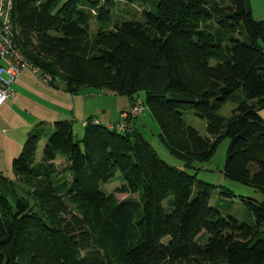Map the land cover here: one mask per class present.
Returning <instances> with one entry per match:
<instances>
[{
  "label": "trees",
  "instance_id": "1",
  "mask_svg": "<svg viewBox=\"0 0 264 264\" xmlns=\"http://www.w3.org/2000/svg\"><path fill=\"white\" fill-rule=\"evenodd\" d=\"M121 2L142 6L140 17H117ZM12 22L17 48L48 84L104 89L130 106L140 97L183 167L159 157L139 117L124 132L88 118L81 137L58 120L39 157L35 131L13 178L0 174V264H264V21L249 0H14ZM238 89L243 98L219 115ZM187 110L207 136L185 124ZM223 138L224 176L262 194L240 198L248 223L223 215L218 186L197 177L195 164ZM117 172L115 192L137 198L101 189Z\"/></svg>",
  "mask_w": 264,
  "mask_h": 264
},
{
  "label": "crops",
  "instance_id": "2",
  "mask_svg": "<svg viewBox=\"0 0 264 264\" xmlns=\"http://www.w3.org/2000/svg\"><path fill=\"white\" fill-rule=\"evenodd\" d=\"M249 1L253 17L264 21V0ZM9 91V96L0 106V174L9 178H13V158L35 131L41 134L37 149L39 144L43 148L46 137L58 120L71 122L74 134L79 137L88 118L113 124L130 106L126 97L104 89L82 87L71 94L61 86L48 84L29 69L21 71L9 85ZM110 101L114 106H109ZM259 114L264 118V110H260ZM137 122L134 123L136 128Z\"/></svg>",
  "mask_w": 264,
  "mask_h": 264
},
{
  "label": "rangeland",
  "instance_id": "3",
  "mask_svg": "<svg viewBox=\"0 0 264 264\" xmlns=\"http://www.w3.org/2000/svg\"><path fill=\"white\" fill-rule=\"evenodd\" d=\"M128 9H130V11H132L131 9H134L136 12L135 16L136 18H138L142 10V6H139L137 4L127 6L121 2L119 5H117L115 15H117V17L119 18H130L127 20H132V16L134 14L130 15L129 13H127ZM89 30L91 36H93V34L97 30L95 21L90 22ZM214 63L215 60L210 59V64ZM140 96H143V92ZM234 98L235 99L232 98L224 102L219 108L215 109V111L221 116H229L232 110L237 106V102L243 98L241 89L236 90ZM108 104L109 106H114V103L112 101L108 102ZM182 117L185 124L193 127L202 136L207 135L205 129V121L196 116L192 110L184 111L182 113ZM137 127L140 129L146 139L152 144L153 148L156 150L157 154L162 160H164L169 165L176 166L178 168L183 167L182 161L171 155L167 148L158 140L157 133L159 129L157 123L153 120L146 108L143 110L139 117ZM79 137H81V134L79 135ZM228 144L229 139L223 138L222 141L218 144L213 156L209 161L197 162L195 164L196 168H198L197 177L205 182L218 186L216 188L214 196L216 199V206L221 210L223 215H232L235 218L239 219V221L248 223L251 220L250 212L247 210L245 204L240 201V198L244 197L260 200L262 199V194L258 190L250 186L244 185L238 181L231 180L230 178L224 176L222 169L225 164ZM41 148L42 146L39 144L37 154L41 153ZM122 182L123 179L121 177V174L117 172L111 181L101 184V189L108 193L114 192L118 200H122L127 197L137 198L136 193L115 192V187H118ZM220 189H224V191L226 189H229L234 196L230 198L229 201H227L225 200L226 197H222L221 193H219ZM213 201L215 202V200Z\"/></svg>",
  "mask_w": 264,
  "mask_h": 264
},
{
  "label": "built area",
  "instance_id": "4",
  "mask_svg": "<svg viewBox=\"0 0 264 264\" xmlns=\"http://www.w3.org/2000/svg\"><path fill=\"white\" fill-rule=\"evenodd\" d=\"M13 3L14 0H0V106L9 96V85L20 75L22 70L29 69L33 73L39 74L38 69L25 58L14 41ZM40 78L45 82L50 80V77L46 74H41ZM143 110V101L138 97L126 111L121 113L118 122L105 125L120 132L132 130V121L128 119L135 120ZM92 123L98 124L101 122L93 118Z\"/></svg>",
  "mask_w": 264,
  "mask_h": 264
}]
</instances>
